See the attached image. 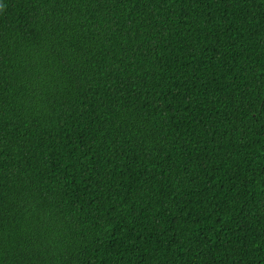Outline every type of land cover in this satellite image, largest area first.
<instances>
[{
	"label": "trees",
	"instance_id": "1",
	"mask_svg": "<svg viewBox=\"0 0 264 264\" xmlns=\"http://www.w3.org/2000/svg\"><path fill=\"white\" fill-rule=\"evenodd\" d=\"M0 264H264V0H0Z\"/></svg>",
	"mask_w": 264,
	"mask_h": 264
}]
</instances>
